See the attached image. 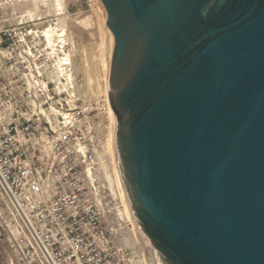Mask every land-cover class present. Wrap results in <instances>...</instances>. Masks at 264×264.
Wrapping results in <instances>:
<instances>
[{
    "label": "water",
    "instance_id": "water-1",
    "mask_svg": "<svg viewBox=\"0 0 264 264\" xmlns=\"http://www.w3.org/2000/svg\"><path fill=\"white\" fill-rule=\"evenodd\" d=\"M121 188L155 264H264V0H98Z\"/></svg>",
    "mask_w": 264,
    "mask_h": 264
},
{
    "label": "built area",
    "instance_id": "built-area-1",
    "mask_svg": "<svg viewBox=\"0 0 264 264\" xmlns=\"http://www.w3.org/2000/svg\"><path fill=\"white\" fill-rule=\"evenodd\" d=\"M70 58L43 32L0 31V247L13 264H141L108 222L103 139Z\"/></svg>",
    "mask_w": 264,
    "mask_h": 264
},
{
    "label": "rangeland",
    "instance_id": "rangeland-1",
    "mask_svg": "<svg viewBox=\"0 0 264 264\" xmlns=\"http://www.w3.org/2000/svg\"><path fill=\"white\" fill-rule=\"evenodd\" d=\"M97 11L98 13H96ZM104 15L103 8L98 0H0V31L17 27L18 25H24L26 30L43 32L50 26L53 29L50 42L43 32L47 43L49 45L62 46L71 55L70 60L72 62L77 53L75 41L78 37L81 38L84 44L97 43L101 38L102 40L104 38L103 43L106 47L108 35L105 32V25L103 24ZM59 27L64 29V41L58 35L60 34L58 31ZM103 147L105 149L104 140ZM102 159V170L100 171L102 175L100 176L105 181L104 165L107 167V170H110L112 164L109 156L104 155ZM114 159L116 163V157ZM108 188L110 193L108 222L118 231L119 243L123 245L122 241L128 239L139 244L138 246L142 248V254L144 256L142 257L141 264H155L150 247L137 229L132 218L130 224L129 222H123L124 224L121 222L118 214V209H120L119 200L111 192L110 185H108ZM0 264H13L7 252L2 247H0Z\"/></svg>",
    "mask_w": 264,
    "mask_h": 264
},
{
    "label": "bare ground",
    "instance_id": "bare-ground-1",
    "mask_svg": "<svg viewBox=\"0 0 264 264\" xmlns=\"http://www.w3.org/2000/svg\"><path fill=\"white\" fill-rule=\"evenodd\" d=\"M96 13H98V11ZM104 21H105V15H104L103 24ZM99 27L101 28V26ZM105 30L104 31L108 35V42L106 47L104 46L103 43L104 38L103 40L101 38L97 43L92 42L90 44L89 43L84 44L80 37L76 39L75 48L77 53L72 61L74 65L72 64V62L71 65L74 72L73 74H74V79L78 90V94L81 100L91 110L96 111L97 114L98 124L96 126V132L102 136L105 145L104 155L109 156L112 164L110 170H107L106 169L107 167H105L104 165V174L107 182L109 183L108 185H110L111 192L119 200V204H120L119 207L120 209H118L119 218L121 219L122 223L129 222L130 224L131 215L121 188L118 169L114 159L115 157H114L113 138H114L115 122L110 106L108 104V95H107V78H108L109 62H110L112 45H113V39L111 34L109 33V30L106 27ZM52 31L53 29L50 26L49 28L45 29V31H43L48 37L49 42L51 41L50 38L53 34ZM58 31L60 32V34H58L59 37H62L63 38L62 40L64 41L65 40L64 29H61L59 27ZM103 107L105 108V111L99 113L98 110ZM104 122H106V125H103ZM122 243L126 251L134 255L138 260L143 259L142 257L144 256L142 254V248L138 246L139 244H136L128 239H124Z\"/></svg>",
    "mask_w": 264,
    "mask_h": 264
}]
</instances>
